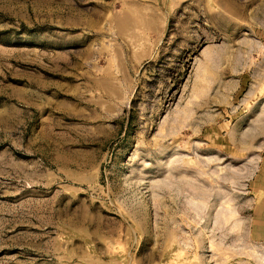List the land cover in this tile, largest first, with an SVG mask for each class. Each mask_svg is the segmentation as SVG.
<instances>
[{"label":"rangeland","instance_id":"obj_1","mask_svg":"<svg viewBox=\"0 0 264 264\" xmlns=\"http://www.w3.org/2000/svg\"><path fill=\"white\" fill-rule=\"evenodd\" d=\"M0 264H264V0H0Z\"/></svg>","mask_w":264,"mask_h":264}]
</instances>
